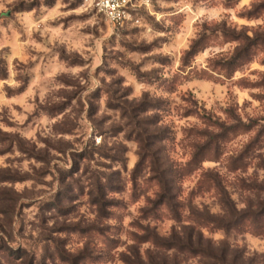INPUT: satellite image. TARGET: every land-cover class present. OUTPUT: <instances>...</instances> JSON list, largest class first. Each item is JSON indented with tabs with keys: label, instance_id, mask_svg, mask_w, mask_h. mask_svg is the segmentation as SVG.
Wrapping results in <instances>:
<instances>
[{
	"label": "rangeland",
	"instance_id": "obj_1",
	"mask_svg": "<svg viewBox=\"0 0 264 264\" xmlns=\"http://www.w3.org/2000/svg\"><path fill=\"white\" fill-rule=\"evenodd\" d=\"M262 210L264 0H0V264H264Z\"/></svg>",
	"mask_w": 264,
	"mask_h": 264
},
{
	"label": "built area",
	"instance_id": "obj_2",
	"mask_svg": "<svg viewBox=\"0 0 264 264\" xmlns=\"http://www.w3.org/2000/svg\"><path fill=\"white\" fill-rule=\"evenodd\" d=\"M91 5L112 24L130 19L138 0H89Z\"/></svg>",
	"mask_w": 264,
	"mask_h": 264
},
{
	"label": "trees",
	"instance_id": "obj_3",
	"mask_svg": "<svg viewBox=\"0 0 264 264\" xmlns=\"http://www.w3.org/2000/svg\"><path fill=\"white\" fill-rule=\"evenodd\" d=\"M199 50H201L200 41H197V42H195L194 44H192V46L190 47V49L187 51V53H186V58H187L188 56H190V55L195 54V53L198 52ZM247 53H248V52H247L246 50L238 51L235 55H233V56L231 57L230 60H228V62H227V67H228V68H230V67H235L239 62H241V61H245L246 59H248V54H247ZM198 159H199V153H196L195 156H194L193 159H192L193 161H191V162H192V163H195ZM237 161H240V160L236 159V160L233 162V166H234V167H235ZM259 215H264V210H262V211L259 213ZM175 217H176L177 219H179L180 216H178V214H177V216L175 215ZM195 218H196L197 220H204V219H203L202 217H200V216H195ZM241 219H242V217L237 216V217H233V218H231V219H229V220H241ZM205 220H208V219L205 218ZM214 220H217V219H214Z\"/></svg>",
	"mask_w": 264,
	"mask_h": 264
}]
</instances>
